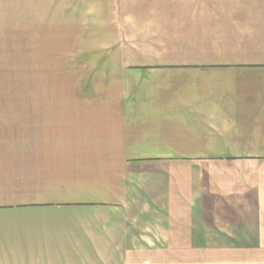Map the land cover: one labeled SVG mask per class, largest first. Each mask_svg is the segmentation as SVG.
<instances>
[{
	"label": "crops",
	"instance_id": "obj_1",
	"mask_svg": "<svg viewBox=\"0 0 264 264\" xmlns=\"http://www.w3.org/2000/svg\"><path fill=\"white\" fill-rule=\"evenodd\" d=\"M5 68L78 84L0 107V264H264V0H0Z\"/></svg>",
	"mask_w": 264,
	"mask_h": 264
},
{
	"label": "rangeland",
	"instance_id": "obj_2",
	"mask_svg": "<svg viewBox=\"0 0 264 264\" xmlns=\"http://www.w3.org/2000/svg\"><path fill=\"white\" fill-rule=\"evenodd\" d=\"M70 70L53 69H0V107H27L25 97L34 93H56L75 91L78 80L69 75ZM58 74V75H57ZM64 75L61 79L57 76ZM220 256V255H215ZM238 262H229L235 264Z\"/></svg>",
	"mask_w": 264,
	"mask_h": 264
}]
</instances>
